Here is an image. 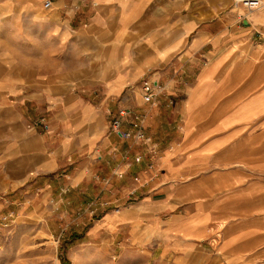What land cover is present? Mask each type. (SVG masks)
<instances>
[{
    "label": "crops",
    "instance_id": "obj_1",
    "mask_svg": "<svg viewBox=\"0 0 264 264\" xmlns=\"http://www.w3.org/2000/svg\"><path fill=\"white\" fill-rule=\"evenodd\" d=\"M155 1L0 0V26L24 22L21 45L11 31L0 39V188L24 186V198L57 209L73 196L74 209L87 205L74 222L121 233L112 258L136 248L154 264H264V170L238 169L264 147L246 134L264 131L249 122L264 114V8L179 0L176 11L167 0L159 11ZM84 31L87 46L109 52L96 76L78 70ZM147 69L166 92L158 106L129 102L143 116V144L108 122L112 99ZM92 81L101 89L74 91ZM40 118L46 128L26 130ZM130 192L138 198L127 204Z\"/></svg>",
    "mask_w": 264,
    "mask_h": 264
},
{
    "label": "rangeland",
    "instance_id": "obj_2",
    "mask_svg": "<svg viewBox=\"0 0 264 264\" xmlns=\"http://www.w3.org/2000/svg\"><path fill=\"white\" fill-rule=\"evenodd\" d=\"M179 3V0H174L173 4L176 11L180 7ZM153 4L157 6L159 11H161L165 9L167 0H156ZM244 11L247 14L249 13L247 10ZM23 24L24 22L22 18H16L14 21L9 22L4 21L2 26H0V39H8V32L11 31V41L21 45L24 36L22 28ZM25 24L31 32L37 30V24L32 22H25ZM79 34L78 53L79 60L81 62L78 70L80 71V74L86 73L96 76L101 70L102 61L106 58L109 52H107V50L104 51L103 46H87L86 32L84 31ZM33 36L34 35L32 34V37ZM35 38H37L36 35ZM17 53L21 58V48ZM152 70L153 69H147L140 78V82L126 88L122 96L114 97L113 99L111 98L116 111L113 113L112 118L108 122L109 133H114L110 131L111 120L113 118H117L118 113L121 110H128L130 114L120 119V128L124 124L128 125V129L124 132V134L135 130V123L140 125L143 133L145 134L142 124L143 116L141 114L139 115L129 102H133L135 97H137V100H139L142 104H148L142 100L141 85L143 81H148L154 87H159L157 88L159 93L156 94L157 96L155 95L156 97L165 95L166 90L161 93L162 85L157 83V80L152 79ZM5 71V67L0 66V75L5 76ZM240 71H246V68ZM262 73H264V68L260 71V74ZM89 83L77 85L76 88H74V91H77V89H101L102 85L100 83L93 81ZM136 87L137 89H135ZM134 89L136 90L135 96L134 94H131ZM94 94L97 95L96 92ZM124 100L128 101V105L122 104ZM91 101H93L92 98ZM166 103L172 106L174 104V100L169 97L168 100H166ZM150 104L158 106V99H155ZM249 122L255 125H258V123L264 124V114L255 116L253 119L249 120ZM27 126L28 124L26 125V130H34L28 129ZM39 126L42 125L39 124L37 127ZM251 127L252 126L249 124L247 128ZM252 128H255V126ZM246 134L247 136L255 134L254 139H264V131L256 130V128L254 131H247ZM124 138L132 140L131 138ZM147 139L148 141L140 142L143 144H149V137H147ZM244 149L250 151V147L240 148V150ZM252 149L254 150V154L251 153L248 158L254 159V162L239 163L238 169L240 171L248 168L252 170H264V162L258 161L264 159V147L256 146ZM100 181L101 184H103L102 181L105 180L100 178ZM239 182L240 186L244 185V178H240ZM242 182L243 184H241ZM23 190L24 186L11 188L3 185L0 188V264H63L60 260L61 251L64 252V257L69 261V264H135V262H139V264L155 263L153 262V259L151 260L152 257H140L141 253L136 252V248L133 249L126 257H120V255H118L116 258H112L113 253L115 252V249L113 248L115 244L114 242L118 241L117 239L121 236V233H118L117 229L113 230L110 234H116L117 238L115 239L110 236L108 239L106 237V227L92 228V225L89 226L82 224L84 222L83 220L78 221V223H76L77 221L74 222L73 220L75 218L84 219L85 213L83 211L86 209L87 205L83 210H80V208L74 209L75 202H72L74 198L73 196L68 198V204H66L67 202L63 203L64 207L62 204L61 208H56L55 211H53V208L50 207L51 203H48V199L47 202L40 203L38 199L40 198L39 195L35 201L24 198L22 196ZM62 194L64 199H66V192H62ZM129 194L128 199L125 202L127 204L135 202L138 198V195L129 196ZM82 207H84V205ZM61 210L65 212L64 217L60 216ZM7 215H10L11 218L2 222L1 217ZM93 218H95V216L92 217V220ZM91 229L93 233H90ZM218 236H220V230L215 235L216 238ZM112 240L113 243L110 242Z\"/></svg>",
    "mask_w": 264,
    "mask_h": 264
},
{
    "label": "built area",
    "instance_id": "obj_3",
    "mask_svg": "<svg viewBox=\"0 0 264 264\" xmlns=\"http://www.w3.org/2000/svg\"><path fill=\"white\" fill-rule=\"evenodd\" d=\"M232 2L237 5L240 6L242 8H244L245 10H247L248 12H253L259 9L264 8V0H232ZM51 2L50 1H45L43 6L44 8H48L50 7ZM159 87H154L150 82L148 81H143L142 85H141V91H142V100L145 103H152L153 102V98L154 96L159 93V90L157 89ZM128 114H130V112L128 110H121L118 113V117L117 118H113L110 122V131L116 133V134H120V119L127 116ZM39 124H41L42 126H45V121L44 119H39L37 121H33L30 124H28L27 128L28 129H35ZM135 127L136 129L133 131H129L126 134H123L124 137L126 138H131L134 142H140V141H148L147 137L145 136V134L143 133L141 127L139 124L135 123ZM141 156H137L134 159L135 163H139L141 161ZM135 192H130L129 196H134ZM99 207H109L110 204L107 201L104 202H100L98 203ZM97 205H90L87 212L89 213L90 217H94L95 213H96V207H98ZM56 208H53V211H55ZM119 209V206H114L111 208V210L113 212H117ZM11 216L7 215V216H2L1 220L2 222L6 221L7 219H10Z\"/></svg>",
    "mask_w": 264,
    "mask_h": 264
},
{
    "label": "trees",
    "instance_id": "obj_4",
    "mask_svg": "<svg viewBox=\"0 0 264 264\" xmlns=\"http://www.w3.org/2000/svg\"><path fill=\"white\" fill-rule=\"evenodd\" d=\"M60 260L63 264H69V261L64 257V252L61 251Z\"/></svg>",
    "mask_w": 264,
    "mask_h": 264
}]
</instances>
